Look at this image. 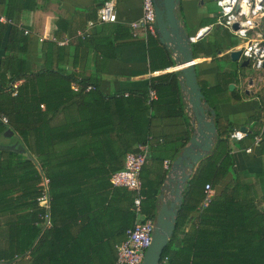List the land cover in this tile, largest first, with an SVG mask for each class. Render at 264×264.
<instances>
[{
    "label": "trees",
    "instance_id": "trees-1",
    "mask_svg": "<svg viewBox=\"0 0 264 264\" xmlns=\"http://www.w3.org/2000/svg\"><path fill=\"white\" fill-rule=\"evenodd\" d=\"M14 10V5L6 9L8 21ZM6 30L0 134L10 128L28 155L0 150V264H114L117 246L137 215L135 192L113 185L111 175L123 167L128 152L148 144L139 172L138 219L155 220L160 206L156 194L169 171L163 163H171L190 138L168 154L159 149L164 139L152 131L158 97L164 92L175 96L179 89L177 72L151 77L147 90L107 96L95 74L66 68H75L79 50L93 43L89 33L66 45L42 41V68L30 72L28 35L12 23ZM147 43L155 63V57H162L155 48H166L158 36L147 35ZM114 44V38H105L99 45L114 56ZM213 120L220 125L215 114ZM230 131L216 133L210 151L184 183L175 229L161 256L167 264H264V138L258 170L246 180L233 171ZM149 161L152 168L147 169ZM42 176L48 209L38 201ZM206 184L213 193L204 206Z\"/></svg>",
    "mask_w": 264,
    "mask_h": 264
},
{
    "label": "crops",
    "instance_id": "crops-1",
    "mask_svg": "<svg viewBox=\"0 0 264 264\" xmlns=\"http://www.w3.org/2000/svg\"><path fill=\"white\" fill-rule=\"evenodd\" d=\"M104 1L0 0V59L5 53L7 42L5 29L12 23L29 37L26 69L30 72L42 68L43 54L39 52L42 41H56L59 45H66L89 33L93 43L78 52L79 58L80 55L87 58H77L75 68L70 64L66 68L95 74L99 77V88L107 96L147 90L151 77L176 72L170 70L176 61L167 44L161 43L158 37L166 50L155 48L162 57H155L153 61L157 62L154 63L147 43V35L151 34L131 28V24L142 16L141 0H115L116 21L90 25V21H96ZM155 2L162 6V0ZM9 5L16 7L10 21L5 17ZM32 6L34 8L30 10ZM175 13L181 31L188 37L193 36L199 28L209 26L201 38L190 42V49L197 80L204 94L203 100L206 101V107L214 110L220 122L219 126L215 124L216 133L242 128L256 131L264 119V71L253 70L247 61L244 64L239 58L236 61L231 59L230 53L238 50L241 43L230 31L216 24L217 7L213 0H178ZM105 38H114V56H111V49L99 45ZM169 60H173V63L169 64ZM177 78L179 89L176 95L168 96L164 92L154 106L152 131L155 136L164 139V145L161 144L159 149L168 154L177 149L183 138L193 133L192 117L187 112L186 94L180 86L179 72ZM4 132L0 134V150L27 156L18 136L14 132L12 135H4ZM228 145L235 161L233 171L246 180H252L261 162L262 145L254 146L250 152H246L245 148L251 145L248 137L239 142L229 141ZM146 168H152V162L149 161ZM230 177L224 181L227 182ZM162 189L157 192V198Z\"/></svg>",
    "mask_w": 264,
    "mask_h": 264
},
{
    "label": "built area",
    "instance_id": "built-area-1",
    "mask_svg": "<svg viewBox=\"0 0 264 264\" xmlns=\"http://www.w3.org/2000/svg\"><path fill=\"white\" fill-rule=\"evenodd\" d=\"M142 1V16L131 24L133 30L142 29L145 34L158 36L155 0ZM217 7L216 24L230 31L235 35L241 45L239 47L241 62L247 61L250 67L257 71H264V0H213ZM116 1L105 0L100 6L96 21H90V25L97 23H111L116 21ZM237 24L235 29L233 26ZM209 26L199 28L193 36H189V41L194 42L201 38L207 31ZM181 65L176 63L170 68L171 71L178 72ZM77 90L75 84L72 85ZM91 86H87L90 89ZM154 96V93H150ZM192 117V116H191ZM252 135L251 145L245 148L246 152H250L252 147L260 145L264 138V119L260 127L256 131H249L246 128L233 129L229 132L228 138L232 142L242 141ZM149 155L148 144L137 145V150L128 152L124 158L123 167L111 175V182L115 186L125 187L134 191L133 208L136 212L137 219L130 229L126 230L125 239L117 246V257L114 264H141L147 248L151 243V235L155 225V220L148 218L144 221L138 219L140 211L141 196L139 190L141 181L139 172L141 166L145 163ZM164 167L169 168L171 163L164 161ZM40 185L43 188V194L38 201L46 208L49 207L47 194V180L42 176ZM206 196L203 200L205 206L212 195L210 184L205 185ZM48 215L46 214L44 225H48ZM168 258L160 259L159 264H167Z\"/></svg>",
    "mask_w": 264,
    "mask_h": 264
},
{
    "label": "water",
    "instance_id": "water-1",
    "mask_svg": "<svg viewBox=\"0 0 264 264\" xmlns=\"http://www.w3.org/2000/svg\"><path fill=\"white\" fill-rule=\"evenodd\" d=\"M177 2L178 0H162V6L155 2L156 24L160 42L169 46L176 64L181 65L178 71L180 86L186 94L185 101L192 116L193 133L179 155L171 162L162 193L158 197L160 206L156 212L151 243L141 264H159L163 250L175 229L177 205L182 198L184 183L198 160L210 151L216 136L213 120L215 112L206 107V101L203 100L204 94L197 80L189 37L181 31L175 13ZM233 27L236 29L238 25ZM239 55V49L230 53L233 61L238 60ZM246 63L245 61L244 64ZM230 87L232 88V85ZM12 134L10 128L4 132V135Z\"/></svg>",
    "mask_w": 264,
    "mask_h": 264
},
{
    "label": "rangeland",
    "instance_id": "rangeland-1",
    "mask_svg": "<svg viewBox=\"0 0 264 264\" xmlns=\"http://www.w3.org/2000/svg\"><path fill=\"white\" fill-rule=\"evenodd\" d=\"M263 32H264V28H263ZM264 75V74H263Z\"/></svg>",
    "mask_w": 264,
    "mask_h": 264
}]
</instances>
